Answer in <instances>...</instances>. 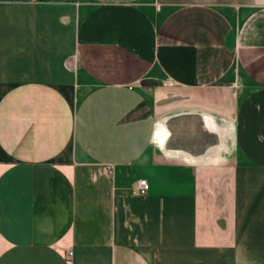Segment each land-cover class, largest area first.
Here are the masks:
<instances>
[{
  "label": "crops",
  "instance_id": "crops-1",
  "mask_svg": "<svg viewBox=\"0 0 264 264\" xmlns=\"http://www.w3.org/2000/svg\"><path fill=\"white\" fill-rule=\"evenodd\" d=\"M0 264H264V0H0Z\"/></svg>",
  "mask_w": 264,
  "mask_h": 264
},
{
  "label": "built area",
  "instance_id": "built-area-1",
  "mask_svg": "<svg viewBox=\"0 0 264 264\" xmlns=\"http://www.w3.org/2000/svg\"><path fill=\"white\" fill-rule=\"evenodd\" d=\"M167 86L168 87H173L174 86V82L172 80H168L167 81ZM149 190V184L146 180H141L138 182V185L136 187V191L139 193V194H145L147 191ZM65 258L70 261L72 259V252H68L66 255H65Z\"/></svg>",
  "mask_w": 264,
  "mask_h": 264
}]
</instances>
